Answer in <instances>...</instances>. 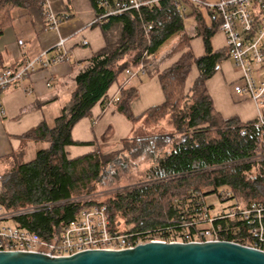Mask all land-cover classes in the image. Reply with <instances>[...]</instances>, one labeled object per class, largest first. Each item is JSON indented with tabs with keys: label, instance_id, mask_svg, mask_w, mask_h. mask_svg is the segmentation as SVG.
Here are the masks:
<instances>
[{
	"label": "trees",
	"instance_id": "trees-1",
	"mask_svg": "<svg viewBox=\"0 0 264 264\" xmlns=\"http://www.w3.org/2000/svg\"><path fill=\"white\" fill-rule=\"evenodd\" d=\"M44 1L0 0V34L10 24L13 9L38 6L44 16ZM90 1L97 17L93 25L100 27L105 45L81 63L69 97L52 123L42 121L20 136L23 141L46 145L26 161L10 155L7 160L11 162L0 171V204L5 210L37 207L16 216L15 222L48 239L74 220L80 209L105 204L113 226L119 223L116 216L125 218L142 239L147 232H160L158 237L167 238L163 233L167 227L183 231L181 224L189 218L186 203L191 198L210 204L217 197L220 203L224 201L220 198L223 192L230 191L226 200L244 206L252 201L264 202V124L258 123V117L245 122L236 116L222 117L205 86L221 61L229 58L226 47L214 50L211 46L210 38L218 30L219 18L208 12L207 20L201 9L188 3L187 12H181L172 0H156L115 16H102L100 0ZM189 16L194 18L191 33L184 26ZM173 36L176 41L164 58H177L157 72L162 103L134 116L129 106L133 86L120 87L114 102L119 112L139 123L121 143L131 141L148 154L152 161L148 180L106 202H70L75 193L93 188V183L100 180L104 163L110 161L102 155L99 145L90 153L69 158L65 146L78 144L71 138V128L82 117L90 116L98 101L104 104L110 85L123 72L144 62V52L153 56ZM195 36L203 42L201 56H195L190 48L189 42ZM193 66L198 73L187 87L186 79ZM261 116L264 119V106ZM165 117L171 132L141 135L140 125L142 130L143 125H159ZM242 129L244 134L240 133ZM182 199L184 202H180ZM44 203L52 205L41 206ZM214 224L223 229V239L243 243L247 221L225 217Z\"/></svg>",
	"mask_w": 264,
	"mask_h": 264
},
{
	"label": "crops",
	"instance_id": "crops-1",
	"mask_svg": "<svg viewBox=\"0 0 264 264\" xmlns=\"http://www.w3.org/2000/svg\"><path fill=\"white\" fill-rule=\"evenodd\" d=\"M51 11L61 19L57 30L44 28V16L38 6L15 8L11 12V22L0 34V71L4 66H19L24 58L32 57L43 51L47 56L53 53V46L59 37L66 38L69 59L48 68L38 67L34 72L11 82L0 91V171L9 165L7 158L15 154L19 160H29L39 147L46 143L22 140L20 136L45 121L52 123L53 118L73 88V77L81 63L105 45L102 31L93 25L96 15L90 0H45ZM187 18H194L189 16ZM186 19V18H185ZM184 19V21H185ZM193 28V26H192ZM18 40H22L19 44ZM87 40L83 45L82 41ZM170 37L153 54L144 71L138 67L123 72L106 92L103 105L98 101L88 117H82L71 128V138L78 144L66 145L69 158L90 153L95 146L117 145L131 135L139 124L133 123L119 112L115 105L120 87L133 86L135 92L129 100L134 116L140 115L147 108L163 101V94L157 72L172 63L177 55L165 59V54L175 43ZM214 50L226 47L225 35L220 30L210 38ZM195 56L204 53L201 37L195 36L190 42ZM134 71L129 76L128 71ZM197 69L193 66L186 79V86L194 80ZM240 71L227 58L221 61L219 69L205 81L213 106L222 117L236 116L241 121L258 117L259 108L255 102L233 90ZM50 82L47 87L46 83Z\"/></svg>",
	"mask_w": 264,
	"mask_h": 264
},
{
	"label": "built area",
	"instance_id": "built-area-1",
	"mask_svg": "<svg viewBox=\"0 0 264 264\" xmlns=\"http://www.w3.org/2000/svg\"><path fill=\"white\" fill-rule=\"evenodd\" d=\"M156 0H127L112 1L100 0L99 5L104 9L102 16H115L128 11L131 8L138 9L144 4ZM174 6L181 12H187V4L201 9L202 6L219 18L218 30L225 35L226 48L229 51V59L240 71L238 81L233 84V90L238 95L251 98L259 108L258 123L264 124L261 116V108L264 106V0H218L213 4H207L203 0H172ZM44 28L57 30L61 21L44 1ZM97 19V17H96ZM149 28V27H148ZM66 38L59 37L55 42L51 56L43 51L32 57L24 58L17 67L4 66L0 71V91L11 82L17 81L38 67L48 68L53 64L62 63L69 59L66 47ZM21 44L22 40H18ZM83 40L82 44H87ZM152 54L144 52L143 60L137 72H143L148 65ZM146 61V62H145ZM134 71H128L132 76ZM47 87L50 82L46 83ZM117 98L115 99V101ZM0 112L3 109L0 107ZM245 133V129L240 131ZM126 194V191L121 193ZM230 191H224L222 200H215L207 204L201 198L187 200L189 218L181 226L183 231L165 228L163 233L167 238L158 237L155 233L141 235L131 230L125 218L122 219L123 227L119 223L113 226L108 217L105 204H96L79 210L76 218L63 226L58 234L52 238H42L39 234L23 228L15 222L14 218L22 213L34 211L37 207H26L20 210L7 211L0 204V251H33L42 252L52 256H68L76 252L89 249L120 250L131 248L136 244L147 241L162 242H194L225 240L220 236L222 228L214 224L216 220L225 217L239 219L248 222L245 236L241 241L243 245L264 251V202L252 201L244 206L235 201L226 200ZM185 199L180 200L184 202ZM218 203L220 204L219 207ZM44 203L41 206H51ZM180 207V206H179ZM130 215L128 214L127 217ZM12 220L11 224L4 222ZM154 236H153V235ZM232 241V240H231ZM239 243L237 241H232Z\"/></svg>",
	"mask_w": 264,
	"mask_h": 264
},
{
	"label": "water",
	"instance_id": "water-1",
	"mask_svg": "<svg viewBox=\"0 0 264 264\" xmlns=\"http://www.w3.org/2000/svg\"><path fill=\"white\" fill-rule=\"evenodd\" d=\"M0 264H264V251L228 240L147 241L131 248L89 249L68 256L0 251Z\"/></svg>",
	"mask_w": 264,
	"mask_h": 264
},
{
	"label": "rangeland",
	"instance_id": "rangeland-1",
	"mask_svg": "<svg viewBox=\"0 0 264 264\" xmlns=\"http://www.w3.org/2000/svg\"><path fill=\"white\" fill-rule=\"evenodd\" d=\"M207 4H213L218 0H203ZM201 12L203 16L208 20V8L202 6ZM184 26L187 32L191 33L193 26V19L186 18ZM233 86V85H232ZM159 125H140L141 135L145 136L150 132H171V124H169L168 117L161 120ZM127 144V145H126ZM140 145H136L129 141L117 145L100 146L99 150L106 160H110L104 163L100 180L93 183L91 190H85L80 193H75L70 202L84 203V202H106L110 198H113L118 193H123L131 187L140 185L148 180V171L151 169L152 161L148 154L140 149ZM34 155V153H33ZM209 198H213L212 194L208 195ZM209 201V200H208ZM220 204L218 203L219 207ZM115 220L119 221V227H123L122 218L116 217ZM12 220H8L4 223L11 224Z\"/></svg>",
	"mask_w": 264,
	"mask_h": 264
}]
</instances>
